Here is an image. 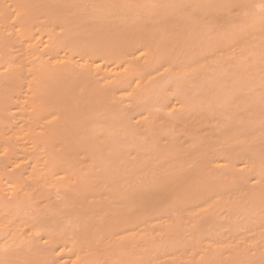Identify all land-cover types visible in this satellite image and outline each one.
Here are the masks:
<instances>
[{"label": "bare ground", "instance_id": "obj_1", "mask_svg": "<svg viewBox=\"0 0 264 264\" xmlns=\"http://www.w3.org/2000/svg\"><path fill=\"white\" fill-rule=\"evenodd\" d=\"M97 1H99V2H97ZM261 1H264V0H261ZM254 3H255V0H104L102 2H101V0H0V137H2L1 135L3 134L5 129L7 128L8 123L12 120L11 119L12 116H16L19 113H21V114L23 113V116H24V117H20V118H24V119L25 118H32V119H34V123H33L34 125L37 124L41 120L40 118H51L49 123H47V124H49V127L47 126L48 128L45 130L44 134L40 133L41 131L39 132L42 136L44 135L43 140H41L42 137H40V135H38V133L36 131L37 136H39L40 139L36 138V141H35V137H34V141L37 142V145H38L39 141H37V140H41L43 143V141L47 139L46 143L47 142L49 143V141H50L49 139L54 135L61 138L60 142L62 144H59V142L57 144L59 146L60 145L64 146V147L62 146L60 149L63 148L62 151H64L65 156L63 155V152L59 153L58 156L60 154H62V156H64L63 158H65V160L62 158V160L64 162H62V160H60V161L58 160V161L62 162V163L69 161L70 163L68 162V166L73 164L72 168L74 167V169L71 170V166H70V168L67 166L68 167V168L66 167L67 170L65 168L66 172H64V171H62V172L66 173L68 176L74 175L75 178H74L73 182L75 183L78 181V183H76L74 185H77V187L79 185L78 188L81 189V191L78 192L77 194H75V193L71 194V190L73 189V188L71 189V187H73V186H71L70 191L69 190L68 191H69V194L72 195L73 197L68 196L67 198L64 197L65 195L67 196V194H68L67 190L65 189L66 194L62 193L64 195L62 197L66 198V199L62 200L65 202V205L64 206L62 205L63 206L62 208L61 207L56 208V206H57L56 204L54 205L55 206L54 209L52 207L53 205H50L51 207L49 206V208H48V205L50 204L49 202H51L48 200L49 204H47V202H46V206H47L46 209H44L42 211L41 208H44V207L37 208V211H35V213L32 212L31 217H30V215H28L29 216V218H28L29 222H31V220H33L31 223H32V225L34 223V225L32 226V229H34L33 232L37 231V233L34 234V235H36L35 237H33V239L36 238L34 240H32V238L29 240V237H31V236H29L31 234H29L27 237V239L29 241H27V239L25 238L27 235H24L25 232L23 233L22 226L20 227V225H22V224H20L18 226L22 229L21 230L22 231V239L20 238L21 236L17 237L19 239V241L20 240H22V241H20V243H19L15 239L13 240L15 235H17V234L21 235V232L18 233L16 228H15V231H17V232L13 231L14 229L13 230L9 229L11 226L10 223L8 224L9 228L7 227L6 224H4V226H6L9 231L7 229H5V231L7 230L6 232H4L6 234L4 235V233H3V237H1V238H4V236L8 235L9 232H10V234L12 232V235L14 237L13 236L11 237L10 235H8V236L11 237L10 240H13L14 242H18L19 246L17 245V247L20 248L21 246H23L24 248L23 247H21V248L25 249L26 246H24V244L26 245L27 243H29L30 247L26 248V250L29 249L30 252L33 251V253H31V255H30V252L27 251L28 254L26 255L27 256V258H26V256H24L25 253H23L21 250H19V251L15 250L16 251V253H15L14 250L12 251V249H10L11 251H10V253H7V255L10 256L14 253H15V255H12L10 257L6 256V257L11 259L10 261H12L11 262L12 264H15L14 262H16L17 259H20V263L23 261V264L25 261L29 262V264H130L132 252L127 250V245H129L130 243L131 244L133 243L132 238L134 237L133 235H135L136 233L133 235L125 236V237L124 236L120 237L118 235L119 238H115V237H113V235L118 234L119 232L122 233L123 231H126V230L128 231V229L136 230V228L138 227L136 223H138V222L139 223L145 222V224H146L147 222H150V221L152 222L153 220H156L158 218H163L165 216H169L168 218L172 219V216H174V218H173L174 220H171L170 222L168 220L169 224H168V222H167V225L165 224V226L168 227V230H167L168 233L167 232H166L167 234L165 233V237H167L166 240L169 239V241L175 240L182 233V230H181V228H179L180 227L179 224H178L179 226L177 225L178 227H176V225H175L176 220H177V219L175 220V218L177 216H176V213H174V212L176 210L178 212V210L181 207H184V206H187L190 204L193 205L192 203H195V202H196L195 204H197V202H201V205L202 204L206 205L205 209L207 212H206L205 217H207L208 220H206L207 223H204V225L207 227V229H205L206 227L203 229L208 230V227L210 226V224L214 220V215L212 216V213L216 214L215 212L219 206V199L220 198L218 199V201H216V199L218 198L217 194L218 193L221 194L222 190H225V188L227 186H231L230 182L228 184L227 179H229L232 175L235 178L237 177L236 178L237 180L234 177H231V178H234L236 180V181H234V179L229 180V181H232L231 182L232 184L233 183L237 184L236 182H242L240 184L244 185V180H243L244 179L243 177L245 176L244 174L246 172H249L252 174V179L255 181L254 185H257L258 187L257 186L256 187L258 189H259V187L264 188V170H263L264 168L261 169L262 166H258L259 164L257 165L254 162L255 160L252 159V157H249V156L247 157L246 154H247L248 150H246V154L244 152L245 150L243 151L246 156H243L242 155L243 153L240 154L239 151L229 152L228 149L230 147L229 148L226 147L227 149H223V151H221V153L215 152L216 155H211V154L208 155L207 154L205 156L202 154L205 158L203 157L204 158L203 159L202 157H200L199 159H201V161H203V164L206 162L205 163L206 165L189 166V168H188V166H186V163L182 164L183 161H182V159L179 160V158H181V157H178L179 156L178 154H177L175 160L173 161L175 153L179 152V150H181L182 147L179 148L180 145L176 146L174 144V142H173L174 137L172 139L173 133L162 135L161 131L158 132V130H157V132L160 133V135H159L158 133L154 132L155 130L153 128V125L155 122H157V123L159 122L161 124L166 122L167 125H171V123H177V122L178 123H181V122L184 123L186 118H184L182 115H180V110H182L183 108H185V109L189 108L191 106L190 100H192V99L194 100V98H192V99L190 98V100L186 99L185 93L178 90L179 85L177 86L176 85L177 83L175 85H173L172 88L169 87V89H171V91H170L171 93L170 92L167 93L166 92L168 90L167 86H169V83H171V82L173 83V81H174V80L170 81L169 75H168V78L166 77L167 80H169V81H165L166 80V78H165L164 79L165 82L160 83L161 84V86H160L158 84L159 82H157V81H159V80L163 81V80H161L163 78L159 77V79H158L157 76L156 77L152 76V73L143 72L145 70L143 68L140 69L139 67H136L137 64L134 63V61L136 62V60H137L135 57H137V58L142 57L143 54H145V56L147 58H144V60L146 62L148 61L146 63L147 64L146 68L148 69V67H151V63H153L154 60L156 62L157 58L160 59L159 56H157L159 47H156V45L154 47V46L150 45L148 42L149 39H151L152 37L149 38V36H151V34L148 35L147 33L144 32V31H146L145 30L146 27H149V30L152 28L156 29V31H154L153 35H156L157 40H158V44H161V43H163L162 40L166 39L169 36V33L173 34L172 26H174V24H172V26H171V21H173L172 20L173 15H175L176 18L178 17L179 18L178 21H180V24H182V27L179 25L181 27L180 31L178 30V32L176 31V33L174 31V33H175L174 34L175 35L174 41L177 43L174 42V45H173L174 47H172L173 52L176 55H178L177 52L174 51V49L176 48L177 51H180V49L181 50L183 49L184 52L183 51L182 52L184 54L182 53V55H181L182 58L185 55L184 58L190 57V59H191L192 57L190 56L189 53H191V51L194 50L195 44L197 43L199 36L201 35V38H202V33H205L207 30H209L212 27L211 23H213V21L212 22L210 21L211 22L210 23L209 19L207 20V17H208L207 13L210 14L211 12H214V11H216V13L221 12V14L219 13L221 15V17L219 16V18H222L223 20H225V22H229V18H230V21H232L231 17L233 15L235 16V12L237 13V16L239 15V19L240 18L242 19V17H244L243 13L245 15V11L252 14V11L254 8V7L252 8V6L254 5ZM188 8H190V11H191V9L193 10V12L192 11L188 12L189 14L191 13L192 15H189L187 13ZM195 8H197V9H195ZM251 8H252V10H251ZM194 10H197V12ZM233 11H235L234 14H233ZM254 12L256 14L257 10ZM216 13H214V15ZM241 13H242V15H241ZM40 14H42V15H40ZM234 16L232 18H234ZM252 16H253V14H252ZM175 17H174V19H176ZM236 21H239V20H236ZM173 22L175 23V21H173ZM225 22H223V23H225ZM220 25H223V24L220 23ZM242 25H241V27H242ZM261 25L264 27V25L262 23H261ZM176 26H177V24H176ZM224 27H222V28H224ZM179 28H177V29H179ZM214 28H216V26ZM214 28H212V30ZM83 29L85 31L91 33V34L94 33L95 30H98L95 33L100 32L101 35H100V37H98L96 35L98 37V39H95L96 41L94 40V38L88 36L85 43L81 44L79 42L78 38L80 36V33L83 31ZM152 30H154V29H152ZM173 30H174V28H173ZM219 32H222V31H219ZM210 34H207V36L210 35L209 37H211L213 34L214 35L213 37H215V38H213V40H215V39L221 40L220 37L222 38V36H223L222 33H221L222 35L219 33L221 36L218 34L219 35V37H218L219 39H218L215 35L216 31H215V34L212 33V31L210 32ZM203 36H205V35H203ZM226 37H227V35H226ZM209 39H211V38H209ZM217 42H219V41H217ZM229 42L231 43V41H229ZM165 43H166V40H165ZM165 43L162 44V47L165 45ZM209 45H210V43H209ZM202 47H200V48H202ZM231 47H232V45H231ZM178 48H180V49H178ZM204 51H205V49H204ZM167 52L173 54V52H170V51H167ZM165 53H163V54L165 55ZM212 53H213V51H212ZM179 54H181V52ZM192 55H193V53H192ZM156 56H157V58H156ZM160 57L161 58L163 57L162 60L166 59V56L162 55ZM176 57L177 56H175V59H176ZM178 57H180V55H178ZM172 58L174 60L173 62H175L174 57H172ZM167 59L169 61L170 58H167ZM176 61H177V59H176ZM181 61H184V60H181ZM168 65L170 66L169 62H168ZM153 66H154V63H153ZM153 66H152V68H153ZM4 69H6V70H4ZM142 69H143V71H142ZM168 70L169 69H167L165 71L164 75L170 71V70L169 71ZM159 73L157 74L158 76H159ZM171 73H173V72H171ZM190 74H192V73H190ZM164 75H162V76H164ZM24 76L29 78L28 82L26 83L28 85L27 100H23V101H25V103L23 101H20V103L22 105H23V103L25 104V106L23 105V108L27 107L26 109H28V111L27 110H25V111H27L28 115L24 114V112L21 111V108H20V110H14V103L20 99V96H18V95L20 93L19 91L22 88L21 86L23 85L24 82L27 81V80L25 81L26 77H24ZM186 76H187V74H186ZM172 77H175V76L171 75V78ZM175 81H177V80H175ZM241 81H242V79H241ZM166 82H168V83H166ZM164 83H166L167 85ZM190 83H193V82L191 81ZM162 85H163V87H162ZM14 86H16V88H14ZM164 87H166V88L164 89ZM205 87H207V86H205ZM206 90L208 91V89H206ZM209 90H210V88H209ZM232 90L234 91V88ZM205 91H203V93ZM123 93H126V94L128 93V94L126 96H124V95H122ZM231 93L229 95H232ZM20 94H22V93H20ZM209 94L207 93V95H206V93H205L204 95L208 96ZM224 95L227 96V94H224ZM220 96H222V95H220ZM230 97H233V96H230ZM234 97H236V95ZM220 98H219V100H220ZM21 99H22V97H21ZM226 99H227V97H226ZM193 100H192V103H193ZM124 101L129 102L130 105H127L126 103L124 105L122 103ZM230 101H231V99H230ZM198 102H200V100L197 101L196 103H198ZM196 103L194 101V104H196ZM223 103H224V101H223ZM192 107H194V105ZM200 107H198V108H200ZM228 107H230V106H228ZM206 108L207 107H205V109ZM131 109H132V111L136 110V112L138 114V119H139L138 122L139 123L143 124V122H146L147 131L146 130L145 131L147 132V134L151 130L154 132V133L150 132L151 133L150 135H151V137H153V139H151L149 137L151 139L149 142V144H151V146L148 147V150H146V151L150 152L152 150L151 151L152 154L154 152V154L160 153V155H162L161 153L164 152L163 156L165 155V153L167 156V154H169L170 151H174V152H170V153H173V155H174L172 158H170L171 155H169V158L171 160H167L170 163H168L169 165L166 164L167 166H169V168L166 169L167 172L165 171L166 174L164 173L163 175H160L159 176L160 178H158L157 180H156V178H155V180L153 179V177H154V175H153V177H151L152 179L151 178L149 179V180H151V184H148L150 181L145 177L146 175H144V177L148 180V181H146L147 183L144 181L141 183V179L139 180L138 178L140 177V178L144 179V177L141 175H143V173H145V172L147 174L148 172L146 170H148V169L150 170V167L153 170L156 169L155 167L157 165L155 167L154 166L152 167V164L150 165V163H152V161H154L155 158H152L150 156L151 159L149 158L150 162L147 161L148 166L145 167V169H144L145 172H144V170H142L144 167L143 168L142 167L140 168V166H138L139 168L136 167V165L140 164L139 161H142V160H139L138 161L139 163L136 160L137 164H135V165L132 164L131 169L134 166L136 167V168L134 167L133 168L134 170L132 169V171L128 167L130 165L128 163V160L126 163L125 156H127L126 155L127 151L129 149H133L134 145H139V146L141 145V143L140 144L137 143V144L132 145L133 143L137 142L136 140L139 139V135L142 132L140 130H139V132L138 131L136 132L135 131L136 128L134 129L133 127L132 128L129 127V126H131L129 124L130 118H127L126 114L128 116L129 111ZM157 109L158 110L160 109V110L158 111ZM194 109H197V108H193L191 110H194ZM161 110H163V111H161ZM263 110H264V106H263ZM207 111L208 110H206V112ZM208 112H210V110ZM160 113H162V114L164 113V114L160 115ZM263 113L264 112H262V114ZM184 114L187 115L186 113H184ZM213 114H215L214 111H213ZM164 115H167V116L169 115V118H170V115H178V116H175V117L173 116V117H171L172 119H170V120L165 116L167 121H168L167 122L165 120L159 119L161 117H164ZM207 115H209V114L207 113ZM213 117L215 118V116H213ZM231 117L228 120L231 121ZM156 118H157V120H155ZM32 119L31 120L28 119V121H32ZM13 120H14V117H13ZM37 120H39V121L37 122ZM43 120H45V119H43ZM233 120H235V119H233ZM247 120H248V118H247ZM206 121H207L206 119H203L201 121L202 124H200V122H199L200 126H205ZM24 122H26V121H24ZM232 122H234V121H232ZM239 122H241V121L239 120ZM243 122H245V121H243ZM249 122L250 121H248V123ZM126 123H128L129 126ZM234 123L237 124L236 121ZM251 123H252V121H251ZM240 124L241 123H239V125ZM37 125H39L40 128L43 127V125L41 126V124H39V123ZM157 125L155 128L158 129ZM227 125H226V127H227ZM220 126H223V125H220ZM220 126L217 127L218 129L215 128L219 134L222 133ZM232 126H233V128H235L234 125H232ZM45 127H46V125H45ZM171 127H173V125H171ZM226 127H225V129H226ZM229 127H231V125ZM126 128H127V130H126ZM132 129L134 130V133H133ZM237 129H238V127H237ZM30 130L33 131L31 128H30ZM30 130H28V132ZM185 130H187L189 132V134H191V137H193L192 134H196V132H197L196 127H193V128L185 127ZM223 130H224V128H223ZM6 131H8V130H6ZM34 131H33L32 135L35 136L36 134H34L35 133ZM172 131H173V129H172ZM233 131L234 130H232V132ZM175 132H176V130H175ZM232 132H231V134H232ZM31 133L29 134L28 137L32 136ZM105 134H107V135H105ZM129 134H131V135L129 136ZM134 134L136 136H133ZM147 134H145V135H147ZM157 134L159 135V137H161V135H162V137L163 136L167 137L168 135L171 137V139H169V140H168V138H170V137L169 136L167 137V140H168V141H166L167 144L165 142L162 143L163 140L161 138H159V137L156 138V140L159 139V142L162 140V142H160V143H162L161 146H163V147H161L159 145L160 143L158 142L159 143L158 145L161 147V148L160 147L159 148L162 149V151L165 150L166 148L168 149V147L169 148L171 147L170 149H168L170 151L165 150L166 152L165 151L161 152V151H159V148L155 147L157 145H154V148H153V145L151 142H153V143L155 142L152 140L155 139L154 137L158 136ZM256 134H258V133H256ZM260 134L261 133H259L258 135H260ZM108 136H110V138ZM175 136L178 138L177 135H175ZM187 136H185V137H187ZM239 136H240V134H239ZM105 137H107V138H105ZM129 137L131 138V140L134 138L136 142L134 141V139H133V141H131ZM135 137H137V139ZM223 138H225V137L223 136ZM53 139L54 138L52 137L51 141H53ZM56 139L58 140V138H56ZM55 140H54V142H55ZM259 140H261V139L259 138ZM169 141H171L173 143L171 144V142L169 143ZM174 141H176V139ZM194 141L196 143V139ZM256 141L258 142V140H256ZM139 142H141V139ZM143 142H144V140H143ZM262 142H263V139L261 140V143H260L261 146H262V144L264 145V143H262ZM177 143L180 144L179 142H177ZM144 144H145V142H144ZM155 144H156V142H155ZM164 144H166V145H164ZM168 144L169 145L171 144V145L169 146ZM50 145L51 144L49 143V146ZM56 145H53V146H56ZM42 146H44V145H42ZM130 146H132V147H130ZM139 146H138V148L142 147V146H140V147ZM247 146H248V144H247ZM256 146H257V144H256ZM261 146H259V147H261ZM195 147L196 146H194V148ZM53 148H49V150L48 149L46 150V148H45V150L47 152L45 151L46 157H45L44 162H43L46 166L48 165L46 168V174L45 175L51 176L52 179L55 178V177H53V175L58 174L56 171L57 168H55V166L52 163L53 158H54L53 156L57 150L55 148H54L55 150H53ZM64 148H65V150H64ZM134 149H137V148L134 147ZM145 149H143V151ZM153 149H154V151H153ZM230 149H233V148H230ZM246 149H248V148L246 147ZM258 149H256V151ZM4 150H5V152H4ZM156 150L158 152H156ZM259 150L264 151L262 149H259ZM12 151H14L13 148L11 149V148L6 147V146L3 147V152L5 153V156L8 159V161L9 160L11 161V158L15 156ZM192 151H194V150H192ZM192 151H191V153L193 154ZM215 151H218V150L216 149ZM129 152H128V154H133V152H131V153H129ZM141 152H142V150H141ZM1 153H2V151H1ZM143 153L144 154H150L148 152L147 153L143 152ZM201 153H202V151H201ZM204 153H205V151H204ZM80 154L87 155L86 157H89V159H91L92 162L93 161L96 162V164H98V165H95V166H98L100 170L96 171L95 174L91 173L92 174L91 175L89 173V175H87V176L85 175V177H87V178L82 177L83 174L81 175V173L78 172V170L75 169V167L77 166L80 170L82 168L81 166H83L81 164H85V162H88V161L84 162V160L80 159V157L78 158V155H80ZM135 154H136V152H135ZM152 154H150V155H152ZM154 154H153V157L155 156ZM195 154H197V153H195ZM261 154H264V153H261ZM156 155L158 156V154H156ZM138 156H140V155H138ZM142 156H144V155H142ZM157 156H155V157H157ZM180 156H182V155H180ZM37 157L39 158L38 155H37ZM188 157L189 156H187V158ZM261 157L262 156H260V158ZM124 158H125V160H124ZM127 158H129V157H127ZM187 158H185L186 159L185 161L188 162ZM83 159H85V158H83ZM132 159H133V157H132ZM140 159H143V161L145 160L144 157H142V158L140 157ZM189 159H192V158L189 157ZM199 159L197 160V162L200 161ZM16 160L17 159H15V161L12 160L13 162H11V163H15V162L18 163V160L17 161ZM21 160H23V159H21ZM162 160H163V158H162ZM55 161H57V160H55ZM75 161H77V162H75ZM133 161H135V160H133ZM143 161L141 163H144ZM176 161H178V162L180 161V163H178ZM192 161H190V162L192 163ZM261 161H262V159H261ZM197 162H195V165L197 164ZM124 163H125V166H124ZM130 163H132V162H130ZM155 163L158 164L159 162H156V160H155L154 164ZM193 163H194V161H193ZM200 163H198V164H200ZM160 164H162V162H160ZM187 164H189V162ZM11 165H13V164H11ZM58 165H60V164H58ZM66 165L67 164L65 163V165H62V167L63 166L65 167ZM163 165H164V162H163ZM166 165H164V166H166ZM191 165H194V164H191ZM18 166H19V163L14 168L11 167L12 171L15 172V170L16 171H17V169L19 170ZM86 166H88V165H85V167ZM7 167H9V166H6L5 169H7ZM159 167L160 166H158V169H159ZM126 168H128L130 171H128ZM162 168H164V167H162ZM41 169L43 170L44 168H41ZM42 170H40V171H42ZM69 170L71 172H69ZM72 171L73 172L76 171L75 172L76 174H77V172L80 173L81 177L79 176V174L75 175V173H72ZM19 173H20V170H19ZM128 173H130V174L127 175ZM20 174H19V176H20ZM22 174H23V172H22ZM62 174H60V175H62ZM23 175H25V174H23ZM31 175L28 176V179L26 178L27 181L31 180V179H29V177H31ZM60 175H57V176L59 177ZM19 176H16L17 177L16 179H18V180L23 179L22 176H20V177ZM57 176H56V178H57ZM68 176H66V177H68ZM147 176H149V175H147ZM2 178H1V180H2ZM77 178H78V180H77ZM83 178H84V180L86 179L85 182H84V180H82ZM24 179H25V177H24ZM33 179H34V181L35 180L36 181L42 180V179H44V175H42V176L38 175L36 178H33ZM66 179L64 178V181H63L64 183L67 182L68 180L72 179V178L68 177ZM55 180H57V179H55ZM152 180L154 183H152ZM20 182H21V180H19V181L16 180L14 182L15 185L12 187L13 190L16 191L14 194L12 193L13 195H15L16 198L11 196L12 194H11V192H9L10 190H8V188H7L8 193L11 194V195L10 194L9 195L12 198H10L8 193H6L7 191L4 190L5 191V193H4V191H3L4 187L1 188V190H0L1 191V194H0L1 195L0 196V212L5 213V211L8 212L11 209H12L11 211H14V210H16V209H13L14 207L19 208V211H27L26 210L27 208H28V210H30L29 209L30 206L27 203L29 200H27V197H26V193L28 194V192L24 191L25 190L24 188H26V186H23L24 187L23 188L20 185ZM57 182H58V180H57ZM70 182L68 185H71ZM83 182H84V184H83V186H81V184ZM29 183H30V181H29ZM54 183H56V182H54ZM130 184H131V186H129ZM144 184H146V185H144ZM36 185H37V183H36ZM54 186H56V185H54ZM57 186H58V184H57ZM60 186H61V184H60ZM65 186H67V185H65ZM0 187H1V185H0ZM40 187H41V185H40ZM41 188H40V190H41ZM54 188H53V190H54ZM9 189H10V187H9ZM43 191H45V190H43ZM34 193H36V192H34ZM242 193H243V191L241 193H239V195L236 193L235 194L238 195V198L244 197V196L246 197V195H248L247 193L245 194V192H244V194H242ZM40 194L38 193L37 195H40ZM74 195H76V196H74ZM249 195L255 201H257V200L263 201V199H264V196H263L261 191L253 192ZM25 197H26V199L24 200ZM214 198H216V199H214ZM222 198H224V197H222ZM11 199H13V200H11ZM31 199H33V198L31 197ZM26 200H27V202H26ZM239 200H240V198H239ZM21 201H24L25 204H27L29 207L27 205H24L25 206L24 207L23 206L24 202L21 203ZM32 201H30V202H32ZM240 201H242V200H240ZM66 202H68V203H66ZM227 202H229V200ZM61 203L63 204V202H61ZM234 203H235V201H234ZM21 204L25 208V210L23 207H22L23 209L20 207ZM252 204H251V206H252ZM42 205L43 204L41 203L40 206H42ZM228 205L231 206L232 204L228 203ZM239 206H241V205H239ZM253 207H256V206L253 205ZM258 207H259V205H258ZM1 209H2V211H1ZM33 209H35V208H33ZM33 209H31V210L34 211ZM39 209H41L40 210L41 213L38 212ZM47 209L51 212L49 213V211ZM58 209L59 210L64 209V210L60 213ZM220 209H218V210H220ZM3 210H5V211H3ZM53 210H54V212L52 213ZM56 210H58L59 213H55ZM218 210H217V212H218ZM241 210H243V209H241ZM249 210H250V208H249ZM11 211H9V212H11ZM45 211H47V212L44 213ZM37 212H38V214H36ZM179 212H180V210H179ZM17 213H18V211H17ZM47 213H49V214H47ZM172 213H174V214H172ZM234 214H236V213H234ZM9 215H10V213H9ZM36 215H37V217H35ZM186 215H187V213H186ZM33 216L35 218H33ZM177 218H180V217H177ZM234 218H235V216H234ZM234 218H232V219H234ZM35 219H36V221H34ZM181 220H183V219H181ZM201 220H204V218ZM25 221H26V223H28L27 219ZM25 221H23L24 222L23 223L24 229L28 225H30L29 226V229H30L31 224L28 223L25 226ZM250 221H251V219H250ZM9 222H11V220ZM12 222L14 223V221H12ZM35 222H36V224H35ZM151 222H150V224H151ZM171 222H174V225L171 224ZM178 222H180V221H178ZM181 223H182V221H181ZM191 223H193V222H191ZM217 223L219 224V222H217ZM16 224H19V221ZM150 224L147 223L145 225V227L147 225L150 227ZM139 225H141V224H139ZM197 225H199V224H197ZM197 225L195 227L193 226L194 228L191 226L193 229H190V230H194V229L196 230V228L199 229L200 226L197 227ZM235 225H237V224L235 223ZM240 225H242V223ZM247 225H250V223ZM155 226H156L155 224L152 225L153 229L155 228ZM181 227H182V225H181ZM160 228H161V226H160ZM201 228L202 227H200V229ZM210 228H211V226H210ZM1 229H2V227H1ZM203 229L201 230V232L202 233L206 232V231L203 232ZM141 230H142V228H141ZM144 230H146V232H147V233L145 232V234H149V235L152 234L149 232H153L151 230L149 231V229L147 230V228H144ZM144 230H142V231H144ZM155 230H156V228H155ZM38 232L41 235H39ZM1 234H0V236H1ZM145 234H143L144 236L143 235L141 236V237H144L143 238L144 241H145V237H147V236L149 237V239L150 238L152 239L151 236L145 235ZM23 235H24V237H23ZM118 236H116V237H118ZM200 236H201V234H200ZM148 237L146 238L147 241L149 240ZM136 238H137V236H136ZM25 239H26V242L24 241ZM37 239H38V241H40V240L41 241H40V243H35V244H40V246L35 245V244L32 245L35 242V240H36V242H38ZM134 239H135V237H134ZM5 240H7V239H5ZM13 241H12V243H13ZM150 241L151 240H149V242ZM178 241H181V240H178ZM21 242L23 244H21ZM194 242H196V241H194ZM174 243H175V241H174ZM144 244H146V243L144 242ZM195 244H197V242ZM12 245L14 246L15 244H12ZM150 245H152V248H154V249H157L158 247L161 248V242H158V243L154 242L153 244H150ZM176 245H177V240H176ZM8 246H9V244H7V247ZM31 246L33 248H31ZM35 246L36 247L38 246L40 249L39 248L37 249ZM34 247L37 250H35V251L31 250V249H34ZM169 247H170V245H169ZM14 248H15V246H14ZM85 248H86V250H84ZM145 248H146V246H145ZM15 249H18V248H15ZM42 249L43 250L45 249L44 252H42L43 251ZM137 249H140V248H137ZM26 250H24V252H26ZM150 250H152V249H150ZM147 251H149V250H147ZM239 251L241 252V250H239ZM56 252H58L59 254L61 253V255H62V253H65V254H68V256L66 259H64V261L60 262L63 259L59 260L61 257L56 258V254H57ZM138 252H140V250ZM141 252H143V250H141ZM213 252L214 251H212V253ZM135 253H137V252H135ZM212 253H211V255H209V253H206L207 255L204 254L203 256H200L199 262L197 261L196 264H223V262L227 260V259L224 261L222 260L223 261L222 263H218L220 260L217 259L219 261L215 262L213 260L214 259L213 255L216 254V252L213 253V255H212ZM1 254H0V257H1ZM4 254L5 253H3V257H5V255H6V254L5 255ZM32 254H34L35 256ZM192 254H191L192 257L190 256L191 257L190 261H189V259H188V261L191 264H195L193 262L194 257ZM237 254H239V253H237ZM259 255H260V253H259ZM57 256H58V254H57ZM233 256H235V255H233ZM239 256H241V255H239ZM249 256L250 255L248 254V256L246 255L245 257H249ZM255 256L258 257L257 254ZM6 257H5V259L7 260ZM134 257H136V255ZM216 257H217V255H216ZM261 257H264V256L262 255V256H260V258ZM21 258H23V259L26 258V260L21 261ZM187 258L185 259V262H186ZM12 259H14V260H12ZM249 259H251V258H249ZM174 260H175V258H174ZM237 260H239V259H237ZM255 260H258V259L255 258ZM133 262H135V261H133ZM233 262H236V260ZM237 262H239V261H237ZM260 262L262 263L261 260H260ZM8 263L10 264L9 261H8ZM16 263H19V262H16ZM187 263H185V264H187ZM240 263H245V262H240ZM224 264H227V262L226 263L224 262Z\"/></svg>", "mask_w": 264, "mask_h": 264}, {"label": "rangeland", "instance_id": "obj_2", "mask_svg": "<svg viewBox=\"0 0 264 264\" xmlns=\"http://www.w3.org/2000/svg\"><path fill=\"white\" fill-rule=\"evenodd\" d=\"M102 1H104V0H101V2ZM97 2H99V1H97ZM96 3V2H95ZM189 7V6H188ZM254 7V8H253ZM252 8H253V11H252V14H253V16H252V14L251 13H249V12H247V11H245V15H244V13H243V16L244 17H242V19L240 18L239 19V15L237 16V13L235 12V11H233V14H234V12H235V16H234V18H232L231 17V20L232 21H230V18H229V22H225V20H223L222 18H219V16L221 17V12H217L216 13V11H214V12H211L210 14H208L207 13V15H208V17H207V20L209 19V22L211 21H213V23H211L212 25V27L209 29V30H207L205 33H202V38H201V35L199 36V38H198V40H197V43L195 44V47H194V52L193 51H191V53H189L190 54V56L192 57L191 59H190V57H185L184 58V56H183V58H182V53L184 52V50L182 49H180V48H178V49H180V51H177L176 50V48L174 49V51H176L177 52V54L178 55H180V57H178V55H176L174 52H173V48L172 47H174L173 45H174V40H175V33H176V31L178 32V30L180 31V29H181V27H182V24H180V21H178L179 20V18L177 17H175V15H173V18H172V20L173 21H175V23L173 22V21H171V26H172V24H174V26H172V32H173V34H171V33H169V36L166 38V39H164V40H162L163 41V43H165V40H166V43H165V45L162 47V44L163 43H161V44H158V40H157V37H156V35H153V33H154V31H156V29L155 28H152V29H154V30H152V29H150L149 30V27H146L145 28V30L146 31H144L145 33H147L148 35H150L151 34V36H149V38L150 37H152L151 39H149V44L150 45H152V46H154L155 47V45H156V47H159V50H158V54H157V56H159V58L160 59H158L157 58V56H156V62H155V60L153 61V63H154V66H153V63H151V67H148V69L146 68L147 67V62L144 60V58H147L146 56H145V54H143V56L142 57H135L137 60H136V62L134 61V63L135 64H137L136 65V67H139L140 69L141 68H143L145 71H143V69H142V71L143 72H146V73H152V76H154V77H156L157 76V78L159 79V77L160 78H163V79H161V80H163V81H157V82H159L158 84L161 86V84L160 83H162V82H165V81H169V80H167V78H168V75H169V79H170V81L172 80H174L173 81V83L171 82V83H169V86H167V88H168V90L166 91L167 93H169L170 91H171V89H169V87L170 88H172L173 87V85H175L176 83V85L178 86V90H180L181 92H183V93H185V95H186V99H188V100H190V98L192 99V98H194V100H193V103H192V100H190L191 102V106L189 107V108H187V109H185V108H183L182 110H180V115H182L184 118H186L185 119V121H184V123L183 122H181V123H171V125H173V127H171V125H167V123L165 122V123H157V122H155L154 123V125H153V128H154V132H156V133H158V132H160L161 131V133H162V135H166V134H172V139H173V137H174V140L176 139V141L177 142H179L180 144H178L176 141H174L173 140V142H174V144L176 145V146H178V145H180L179 146V148L180 147H182L181 148V150H179V152H176L175 153V156L173 155V153H170V152H174V151H170V150H168V149H170L169 147H168V149L166 148L165 150L166 151H170L169 152V154H167V156H166V153H165V155L163 156V154H164V152L163 151H165V150H163L162 151V149H160L161 147H163V146H161V144L162 143H166L167 144V142L166 141H168L169 139H171V137L170 138H168V140H167V137L165 136H163L162 137V135H161V137H159V135H160V133H158L157 135L158 136H156V137H154L155 139L154 140H152V141H155L156 142V144H155V142L153 143V142H151L152 143V145H153V148H154V145H157V146H155L156 148H159L160 146V148H159V151H161V152H163V153H161L162 155H160V153H156V154H158V156L156 155V154H154V152H153V154L155 155V156H157V157H153V154H152V150L149 152V151H146V150H148V147H150L151 146V144H149V142H150V140L151 139H153V137H151V133H154L152 130L147 134V124H146V122H143V124L142 123H139L138 122V114H137V112H136V110H133L132 111V109L129 111V114H128V116H127V114H126V117L127 118H130V122H129V124L131 125V126H129V124L128 123H126L129 127H133L134 129L136 128V132L138 131L139 132V130L142 132V133H140V135H139V139L138 140H136L135 141V139H134V141L136 142V143H133L132 145H134V144H137V143H141V145L140 146H142V147H140L139 145H134V147L135 148H137V149H134V147H133V149H129L128 151H127V153H126V155L127 156H125V158H126V163H127V160H128V163L130 164H128L129 166V169H131V166H132V164H137V162L139 161V160H142L143 161V159H140V157L142 158V157H144V159L146 160H144L143 162L144 163H141L142 161H139L140 162V164L139 165H136V167L137 168H139L138 166H140V168L142 167H144L142 170H144L145 169V167H147L148 166V162H150L149 160L151 159V157L152 158H155L154 159V161H152V163H150V165L152 164V167L154 166H156L155 168L156 169H152L151 167H150V170L148 169V170H146L148 173L146 174V172H145V170H144V172L145 173H143L142 171V173H143V175H141V176H143L144 177V175H146L145 177L149 180L151 177H153V175H154V177H153V179L155 180V178H156V180L158 179V178H160L159 176L160 175H163L164 173H165V171L167 172V170L166 169H168L169 168V166H167L166 164H168V163H170L169 161H167V160H171L170 158H172L173 156H174V158H173V161L175 160V158H176V156H177V154L179 155L178 157H181V158H179V160H181L182 159V164H184V163H186V166H188V168H189V166H197V165H206L205 163L203 164V161H201V159H199L200 157H204L203 155H216V153H221V151H223V149H227V148H233V149H228V151L229 152H234V151H239L240 152V154L241 153H243L242 155L243 156H246L247 155V157L249 156V157H252V159L253 160H255L254 162L258 165V166H262V168L261 169H263L264 168V154H261V153H264V151H261V150H259V149H262V150H264V145L262 144V146H261V140L263 139V142L262 143H264V113L262 114V112H264V110H263V106H264V27L261 25V23L264 25V1H259V0H255V3H254V5L252 6ZM252 8H251V10H252ZM187 9V8H186ZM195 9H197V8H195ZM255 9V10H254ZM263 9V10H262ZM250 10V9H249ZM250 10V11H251ZM257 10V12H256V14H255V12L254 11H256ZM190 11V8H188V11H187V13ZM191 11L193 12V10L191 9ZM190 11V12H191ZM194 11H196L197 12V10H194ZM232 11V10H231ZM230 11V12H231ZM262 11V12H261ZM214 13H216L215 15H214ZM189 14V13H188ZM194 14V13H193ZM247 14V15H246ZM40 15H42V14H40ZM189 15H192L191 13L189 14ZM214 15V16H213ZM231 15V14H230ZM241 15H242V13H241ZM212 16V17H211ZM249 16V17H248ZM174 17L176 18V19H174ZM248 17V18H247ZM254 17V18H253ZM259 17V18H258ZM263 17V18H262ZM214 18V19H213ZM250 18V19H249ZM216 19V20H215ZM220 19V20H219ZM219 20V21H218ZM228 20V19H227ZM236 20H239V21H236ZM259 20V21H258ZM178 21V22H177ZM261 21V22H260ZM223 22H225V23H223ZM249 22V23H248ZM218 23V24H217ZM220 23L221 24H223V25H220ZM176 24H177V26H176ZM217 24V25H216ZM226 24V25H225ZM243 24V25H242ZM249 24V25H248ZM181 27H180V26ZM216 26V28H214L215 26ZM220 25V26H219ZM241 25H242V27H241ZM251 25V26H250ZM214 26V27H213ZM218 26V27H217ZM225 26V27H224ZM232 26V27H231ZM237 26V27H236ZM261 26V27H260ZM180 27V28H179ZM222 27H224V28H222ZM74 28V27H73ZM148 28V29H147ZM173 28H174V30H173ZM177 28H179V29H177ZM212 28H214L213 30H212ZM218 28V29H217ZM217 29V30H216ZM225 30V31H224ZM84 31V32H83ZM83 31L80 33V36H79V38H78V40H79V42L81 43V44H83V43H85V41H86V39L88 38V36H90V37H92V38H94V40L95 39H98V37H100V35H101V33L100 32H97V33H95L96 31H98V30H95L94 31V33H89V32H87V31H85L84 29H83ZM174 31H175V33H174ZM212 31V33H214L215 34V31H216V37L218 38L219 37V35L222 33L223 34V36H222V38L220 37V39L221 40H213V38H215V37H213L214 35L212 34V36L211 37H209L211 34H210V32ZM219 31H222V32H219ZM220 33V34H219ZM232 33V34H231ZM263 33V34H262ZM207 34H210V35H208L207 36ZM219 34V35H218ZM221 34V35H222ZM98 37H97V36ZM153 35V36H152ZM203 35H205V36H203ZM218 35V36H217ZM220 35V36H221ZM226 35H227V37H226ZM263 35V36H262ZM206 37V38H205ZM209 38H211V39H209ZM173 39V40H172ZM219 39V38H218ZM229 39V40H228ZM209 40V41H208ZM228 40V41H227ZM258 40V41H257ZM96 41V40H95ZM151 41V42H150ZM217 41H219V42H217ZM229 41H231V43L229 42ZM199 42V43H198ZM225 42V43H224ZM175 43H177V42H175ZM209 43H210V45H209ZM218 43V44H217ZM224 43V44H223ZM202 44V45H201ZM231 45H232V47H231ZM203 46V47H202ZM166 47V48H165ZM177 47V46H176ZM200 47H202V48H200ZM231 47V48H230ZM212 48V49H211ZM204 49H205V51H204ZM254 50V51H253ZM257 50V51H256ZM260 50V51H259ZM167 51H170V52H173V54L172 53H168ZM183 51V52H182ZM212 51H213V53H212ZM216 51V52H215ZM166 52V53H165ZM181 52V54H179ZM201 52V53H200ZM163 53H165V55L163 54ZM187 53V52H186ZM192 53H193V55H192ZM205 53V54H204ZM184 54V53H183ZM166 56V59L165 60H162L163 59V57L161 58L160 56ZM187 55V54H186ZM201 55V56H200ZM141 56V55H140ZM175 56H177L176 57V59H177V61H176V59H175ZM188 56V55H187ZM196 56V57H195ZM172 57H174V59H175V62H173L174 60H173V58ZM167 58H170L169 59V61H168V59ZM189 59V60H188ZM158 60V61H157ZM181 60H184V61H181ZM186 60V61H185ZM141 61V62H140ZM254 61V62H253ZM163 62V63H162ZM165 62V63H164ZM168 62L170 63V66L168 65ZM174 64H172V63ZM145 63V64H144ZM157 63V64H156ZM160 64V65H159ZM159 65V66H158ZM173 65V66H172ZM145 66V67H144ZM152 66H153V68H152ZM176 67V68H175ZM175 68V69H174ZM164 69V70H163ZM167 69H169L168 71V73L167 74H165L164 75V73H165V71L167 70ZM226 69V70H225ZM4 70H6V69H4ZM162 70V71H161ZM192 72H191V71ZM180 71V72H179ZM160 72V73H159ZM162 72V73H161ZM171 72H173V73H171ZM159 73V76L157 75ZM190 73H192V74H190ZM186 74H187V76H186ZM197 74V75H196ZM162 75H164V76H162ZM171 75H173V76H175V77H172L171 78ZM179 76V77H178ZM227 76V77H226ZM24 77H26V76H24ZM167 77V78H166ZM196 77V78H195ZM156 78V79H157ZM166 78V80L164 81V79ZM194 78V79H193ZM28 79L29 78H25V81L26 82H24L23 83V85L21 86L22 88H21V90L19 91L20 93H22V94H20L19 93V95L18 96H20V99L18 100V101H16L15 103H14V110H20V108H21V111L22 112H24V114H26V115H28V113H27V111H28V109H26L27 107H24L23 108V105L25 106V101H23V100H27V88H28V85L26 84L27 82H28ZM180 79V80H179ZM241 79H242V81H241ZM175 80H177V81H175ZM237 80V81H236ZM179 81V82H178ZM193 82V83H190V82ZM234 81V82H233ZM244 81V82H243ZM166 83H168V82H166ZM166 83H164V84H166ZM198 83V84H197ZM223 83V84H222ZM239 83V84H238ZM163 84V85H164ZM172 84V85H171ZM217 84V85H216ZM27 85V86H26ZM163 85H162V87H163ZM167 85V84H166ZM171 85V86H170ZM201 85V86H200ZM188 86V87H187ZM205 86H207V87H205ZM211 86V87H210ZM26 87V88H25ZM210 88V90H209V88ZM245 87V88H244ZM14 88H16V86H14ZM13 88V89H14ZM166 87H164V89H165ZM234 88V91L232 90ZM239 88V89H238ZM177 89V88H176ZM206 89H208V91L206 90ZM243 89V90H242ZM206 90V91H205ZM232 90V91H231ZM196 91V92H195ZM203 91H205L204 93H203ZM228 93H227V92ZM188 92V93H187ZM232 92V93H231ZM237 92V93H236ZM171 93V92H170ZM182 93V94H183ZM195 93V94H194ZM198 93V94H197ZM206 93V95H207V93L209 94L208 96H206V95H204ZM221 93V94H220ZM232 94V95H229V94ZM128 94V93H127ZM126 93H123L122 95H124V96H126L127 95ZM224 94H227V96L226 95H224ZM236 95V97H234L235 95ZM198 95V96H197ZM220 95H222V96H220ZM230 96H233V97H230ZM239 96V97H238ZM21 97H22V99H21ZM222 99H221V98ZM226 97H227V99H226ZM229 97V98H228ZM219 98H220V100H219ZM236 98V99H235ZM196 99V100H195ZM229 99V100H228ZM230 99H231V101H230ZM200 100V102H198V103H196L197 101H199ZM222 100V101H221ZM234 102H233V101ZM237 100V101H236ZM20 101H23L24 103H23V105L20 103ZM194 101H195V103L197 104H194ZM223 101H224V103H223ZM226 101V102H225ZM206 104H205V103ZM219 102V103H218ZM222 102V103H221ZM124 105H125V103L127 104V105H130L129 104V102H122ZM221 103V104H220ZM232 103V104H231ZM201 106H199V105ZM219 104V105H218ZM194 105V107H192ZM204 105V106H203ZM29 106V105H28ZM210 106V107H209ZM212 106V107H211ZM228 106H230V107H228ZM198 107H200V108H198ZM203 107V108H202ZM205 107H207L206 109H205ZM221 107V108H220ZM16 108V109H15ZM193 108H197V109H194V110H191V109H193ZM213 110H212V109ZM24 109V110H23ZM215 109V110H214ZM25 110H27V111H25ZM158 110V109H157ZM160 110V109H159ZM158 110V111H159ZM206 110H210V112H206ZM218 110V111H217ZM262 110V111H261ZM161 111H163V110H161ZM165 111V110H164ZM213 111H214V113L215 114H213ZM220 111V112H219ZM201 112V113H200ZM205 114H203V113ZM165 113V112H164ZM163 113V114H164ZM184 113H186L187 115H185ZM207 113L209 114V115H207ZM162 113H160V115H163ZM262 114V115H261ZM19 115V116H18ZM18 115H16V116H12V120L8 123V126H7V128L5 129V131L3 132V134L1 135L2 137H0V185H1V187H0V190H1V188H3L4 187V189H3V191L5 190V191H7L6 193H8V190H10L9 192H11V194L13 193H15L16 191H14L13 190V186L15 185V181L17 180V181H19V180H21V182H20V185L23 187V186H26V188H24L25 190V192H28V194L26 193V197H27V200H29L28 202H27V200H26V202L28 203V205L30 206H28L27 204H25V202L24 201H21V203H23V206L24 205H27L28 207H29V209L30 210H28V208L26 209L27 211H19V208H15L14 206V208L13 209H16V210H14V211H11V210H9V211H11V212H9L10 213V215H9V213L7 212V211H5V210H3V211H5V213H2V212H0V232L2 233H0L1 234V236H0V254H1V257H0V261L2 262H0V264H9L8 263V261L10 262V264H12L11 262L12 261H10L11 259H9V258H7V257H10V256H12V255H15V253H16V251L18 250H21L23 253H25L24 254V256H26L27 254H28V252L27 251H29L30 252V250L29 249H27L26 250V248H28V247H30V244L29 243H27L26 245L24 244V246H26L25 247V249H23L24 247L23 246H21V247H23V248H19V247H17V245H18V242L20 243V241H22V240H20L19 241V239L17 238L18 236L22 239V229H23V233L25 232V234L24 235H27L25 238L27 239V237H28V235L29 234H31V235H29V236H31V237H29V240L32 238V240H34V239H36V238H34L33 239V237H35L36 235H34V234H36L37 233V231H35V232H33L34 231V229H32V226L34 225V223H33V225H32V221L33 220H31V222H29V220H28V218H29V216L28 215H30V217H31V214H32V212H34L35 213V211H37V208H41V207H44V208H41L42 209V211L44 210V209H46V202H47V204H49L48 205V208H49V206L50 205H53L52 207H53V209L55 208V204L57 205L56 206V208H62L64 205H65V202L64 201H62V200H65L68 196H72V195H70L69 194V191H70V187L71 186H73V187H71V194L73 193H75V194H77L78 192H80L81 191V189H79L78 187H79V185H78V187H77V185H74V184H76V183H78V181L77 182H73L74 181V178H75V176L73 175V176H68L66 173H64V172H66L65 171V168L68 166V162L66 161L65 163L67 164L65 167L63 166L62 167V165H65V163H62V162H64L63 160H62V158L65 156V153H64V151H62V149H60L62 146L60 145H58L57 143L59 142V144H62L60 141V137H57V136H52L54 139H53V141H51V139H52V137L49 139L50 141H49V143L52 145H56V146H49V143L47 142L46 143V140H44L43 141V143H42V141L41 140H43V136L40 134V133H42V134H44V132H45V130L49 127V124H47V123H49V121H50V119L51 118H40L41 120V122L39 121V120H37V122L39 123V124H41V126L43 125V127L42 128H40L39 127V125H37V124H33L34 123V119H32V118H20V117H24L23 116V113L21 114V113H19ZM130 116V117H129ZM170 120V119H172L171 117H175V116H178V115H170V118H169V115L167 116V115H164V117H161V118H159V119H162V120H165V121H167V119H166V117ZM208 118H207V117ZM213 116H215V118L213 117ZM232 116V117H231ZM13 117H14V120H13ZM230 117H231V121L230 120H228V119H230ZM255 117V118H254ZM259 117V118H258ZM20 118V119H19ZM240 118V119H239ZM243 120H242V119ZM247 118H248V120H247ZM257 118V119H256ZM24 119V120H23ZM28 119L29 120H31L32 119V121H28ZM39 119V118H38ZM43 119H45V120H43ZM203 119H206L207 121H206V124H205V126H200V124H202L201 123V121L203 120ZM233 119H235V120H233ZM245 119V120H244ZM155 120H157V118L155 119ZM201 120V121H200ZM239 120L241 121V122H239ZM255 120V121H254ZM24 121H26V122H24ZM220 121V122H219ZM229 121V122H228ZM232 121H236V123L238 124H235L234 122H232ZM243 121H245V122H243ZM248 121H250L249 123H248ZM251 121H252V123H251ZM28 122V123H27ZM36 122V121H35ZM43 122V123H42ZM168 122V121H167ZM199 122H200V124H199ZM258 122V123H257ZM46 123V124H45ZM239 123H241L240 125H239ZM246 123V124H245ZM248 123V124H247ZM262 123V124H261ZM138 124V125H137ZM149 124V123H148ZM158 124V125H157ZM189 124V125H188ZM228 124V125H227ZM261 124V125H260ZM32 125V126H31ZM34 125V126H33ZM37 125V126H36ZM45 125H46V127H45ZM156 125L158 126V129L157 128H155L156 127ZM163 125V126H162ZM188 125V126H187ZM220 125H223V126H220ZM226 125H227V127H226ZM231 125V127H229ZM232 125H234V127L236 128H233V126ZM236 125V126H235ZM48 126V127H47ZM184 126V127H183ZM220 126V128H221V132L222 133H218V131H216V129L215 128H217V127H219ZM185 127H187V128H189V127H191V128H193V127H196V134H192L193 135V137H191V134H189V132L187 131V130H185ZM225 127H226V129H225ZM237 127H238V129H237ZM30 128L35 132L34 134H36L35 136L34 135H32L33 134V131H31L30 130ZM146 128V129H145ZM152 128V129H153ZM184 128V129H183ZM223 128H224V130H223ZM129 129V128H128ZM172 129H173V131H172ZM218 129V128H217ZM231 129V130H230ZM243 129V130H242ZM6 130H8V131H6ZM28 130H30L29 132H28ZM126 130H127V128H126ZM131 130V129H130ZM133 130V129H132ZM146 130V131H145ZM157 130H158V132H157ZM175 130H176V132H175ZM232 130H234L233 132H232ZM36 131H37V133H38V135H40V137H42L41 138V140H37V141H39L38 142V145H37V142H35L36 141V138H39L40 139V137L39 136H37V133H36ZM41 131V132H40ZM125 131V130H124ZM172 131V132H171ZM255 131V132H254ZM28 132V133H27ZM40 132V133H39ZM186 132V133H185ZM226 132V133H225ZM231 132H232V134H231ZM31 133V135L32 136H30V137H28L29 136V134ZM127 133V132H126ZM125 133V134H126ZM130 133V132H129ZM132 133V132H131ZM133 133H134V130H133ZM144 133V134H143ZM256 133H261L260 135H258V134H256ZM28 134V135H27ZM128 134V133H127ZM126 134V135H127ZM136 134V133H135ZM133 135V136H136V135ZM139 134V133H138ZM137 134V135H138ZM145 134H147V135H145ZM234 134V135H233ZM239 134H240V136H239ZM263 134V135H262ZM105 135H107V134H105ZM131 134H129V136H130ZM153 135V134H152ZM156 135V134H155ZM154 135V136H155ZM175 135H177L178 136V138L175 136ZM187 136V137H185V136ZM196 135V136H195ZM222 135V136H221ZM231 135V136H230ZM242 135V136H241ZM12 136V137H11ZM195 136V137H194ZM223 136L225 137V138H223ZM234 136V137H233ZM258 136V137H257ZM10 137V138H9ZM16 137V138H15ZM34 137H35V141H34ZM103 137V136H102ZM109 138H110V136H108ZM147 137V138H146ZM151 139H150V138ZM161 138L162 140H163V142H162V140L160 141V142H162V143H160L159 142V139H157L156 140V138ZM176 137V138H175ZM199 137V138H198ZM232 137V138H231ZM262 137V138H261ZM56 138H58V140L56 139ZM105 138H107V137H105ZM130 138V137H129ZM136 139H137V137H135ZM194 138V139H193ZM198 138V139H197ZM259 138L261 139V140H259ZM17 139V140H16ZM33 139V140H32ZM56 139V140H55ZM133 139L131 140V138H130V140L131 141H133ZM140 139H141V142H139L140 141ZM148 139V140H147ZM196 139V143H195V140ZM241 139V140H240ZM54 140H55V142H54ZM143 140H144V142H145V144H144V142H143ZM225 142H224V141ZM234 140V141H233ZM256 140H258V142L256 141ZM35 143H34V142ZM119 141V140H118ZM172 141V140H171ZM171 141H169V143L171 142ZM230 141V142H229ZM237 141V142H236ZM41 142V143H40ZM160 144H159V143ZM173 142H171V144L173 143ZM232 142V143H231ZM239 142V143H238ZM253 142V143H252ZM255 142V143H254ZM144 145H143V144ZM182 143V144H181ZM223 145H222V144ZM237 143V144H236ZM17 144V145H16ZM20 144V145H19ZM24 144V145H23ZM44 145V146H42V145ZM48 144V145H47ZM160 146H159V145ZM166 144H164V145H166ZM170 144V145H171ZM226 144V145H225ZM230 144V145H229ZM247 144H248V146H247ZM256 144H257V146H256ZM16 145V146H15ZM23 145V146H22ZM40 145V146H39ZM169 145V144H168ZM167 145V146H168ZM169 145V146H170ZM200 145V146H199ZM229 145V146H228ZM9 147V148H13V150L15 151H12L13 153H14V157H12L11 158V161L9 160L8 161V159L6 158V156H5V150H4V152H3V147ZM36 146V147H35ZM138 146L141 148H138ZM194 146H196L195 148H194ZM259 146H261V147H259ZM55 148V149H57L56 150V152H55V154H54V158H53V165L55 166V168H57L56 169V171H57V175H60V174H62V175H60L59 177L55 174V175H53V177H55V178H51V176H47V175H45L46 174V168H47V166L43 163L44 162V159H45V157H46V150L48 149L49 150V148ZM64 147V146H63ZM130 147H132V146H130ZM199 147V148H198ZM217 147V148H216ZM227 147V148H226ZM237 147V148H236ZM246 147L248 148V149H246ZM252 147V148H251ZM254 147V148H253ZM263 147V148H262ZM17 148V149H16ZM36 148V149H35ZM45 148H46V150H45ZM53 148V150H55ZM146 148V149H145ZM184 148V149H183ZM220 148V149H219ZM237 150H236V149ZM258 149L257 151H256V149ZM2 149V150H1ZM38 149V150H37ZM143 149H145L144 151H143ZM152 149V148H151ZM190 149V150H189ZM218 150V151H215V150ZM255 149V150H254ZM64 150H65V148H64ZM141 150H142V152H141ZM150 150V149H149ZM192 150H194V151H192ZM199 150V151H198ZM245 150V151H244ZM246 150H248L247 151V154H246ZM1 151H2V153H1ZM46 151V152H45ZM130 151V152H129ZM153 151H154V149H153ZM165 151V152H166ZM191 151L193 152V154L191 153ZM201 151H202V153H201ZM204 151H205V153H204ZM242 151V152H241ZM245 152V154H244V152ZM254 151V152H253ZM63 152V155L64 156H62V154H60L59 156H58V154L59 153H62ZM128 152L129 153H131V152H133V154H128ZM135 152H136V154H135ZM142 154H141V153ZM143 152H145V153H150V154H152V155H150V154H144ZM156 152H158L157 150H156ZM216 152V153H215ZM37 153V154H36ZM140 153V154H139ZM168 153V152H167ZM185 153V154H184ZM195 153H197V154H195ZM214 153V154H213ZM45 154V155H44ZM135 154V155H134ZM203 154V155H202ZM254 154V155H253ZM261 154V155H260ZM34 155V156H33ZM37 155L39 156V158L37 157ZM138 155H140V156H138ZM142 155H144V156H142ZM146 155V156H145ZM169 155H171L170 156V158H169ZM180 155H182V156H180ZM36 156V157H35ZM87 155H82V154H80V155H78V158L80 157V159H82V160H84V162L85 161H88V162H85V164H81L80 162V164L81 165H83V166H81L82 168V172L79 170V168L77 167H75V169H77L78 170V172H80L81 173V175H82V177H85V175L87 176V175H89V173L91 174H95L96 173V171H98V170H100L99 169V167L98 166H95V165H98V164H96V162H92L91 161V159H89V157H86ZM151 156V157H150ZM187 156H189V157H191L192 159H189V157L187 158ZM255 156V157H254ZM259 156V157H258ZM260 156H262L261 158H260ZM27 157V158H26ZM127 157H129V158H127ZM132 157H133V159H132ZM136 157V158H135ZM166 157V158H165ZM177 157V158H178ZM83 158H85V159H83ZM125 158H124V160H125ZM150 158V159H149ZM160 158V159H159ZM162 158H163V160H162ZM185 158H187V160H188V162H189V164H187L188 162L187 161H185L186 159ZM205 158V157H204ZM203 158V159H204ZM15 159H17L18 160V163H19V170H20V173H19V170L17 169V171L15 170V172L14 171H12V168H14L15 166H17L18 165V163H11V162H13L12 160H14L15 161ZM21 159H23V160H21ZM64 160H65V158H63ZM76 159V158H75ZM79 159V160H80ZM148 159V160H147ZM200 160V161H198L197 162V160ZM202 159V160H203ZM219 159V158H218ZM258 159V160H257ZM261 159H262V161H261ZM16 160V161H17ZM55 160H57V161H55ZM60 160H62V162H59ZM67 160V159H66ZM130 160V161H129ZM132 160V161H131ZM133 160H135V161H133ZM136 160H137V162H136ZM153 160V159H152ZM155 160H156V162H159L158 164L157 163H155L154 164V162H155ZM160 160V161H159ZM194 161V163H193V161H192V163L190 162V161ZM257 160V161H256ZM81 161V160H80ZM148 161V162H147ZM167 161V162H166ZM185 161V162H184ZM205 161V160H204ZM56 162V163H55ZM74 162V161H73ZM75 162H77V161H75ZM82 162V161H81ZM130 162H132V163H130ZM135 162V163H134ZM138 162V163H139ZM160 162H162V164H160ZM163 162H164V165H166V166H164L163 165ZM176 162H178V161H176ZM195 162H197V164L195 165ZM201 162V163H200ZM62 163V164H61ZM70 163V162H69ZM146 163V164H145ZM178 163H180V161L178 162ZM198 163H200V164H198ZM11 164H13V165H11ZM31 164V165H30ZM58 164H60V165H58ZM90 164V165H89ZM93 166H92V165ZM191 164H194V165H191ZM220 164V163H219ZM263 164V165H262ZM73 165V164H72ZM72 165H69L68 167L70 168V166H71V170L72 169H74V167L72 168ZM77 165V164H76ZM85 165H88V166H86L85 167ZM133 165V166H134ZM162 165V166H161ZM169 165V164H168ZM4 166V167H3ZM6 166H9V167H7V169H5L6 168ZM46 166V167H45ZM75 166V165H74ZM79 166V165H78ZM124 166H125V163H124ZM158 166H160L159 167V169H158ZM185 166V167H186ZM3 167V168H2ZM12 167V168H11ZM67 167V168H68ZM91 167V168H90ZM135 167V166H134ZM133 167V168H134ZM135 167V168H136ZM162 167H164V168H162ZM179 167V166H178ZM41 168H44L43 170L41 169ZM67 168H66V170H67ZM132 168V169H133ZM161 168V169H160ZM187 168V167H186ZM185 168V169H186ZM260 168V167H259ZM62 169V170H61ZM128 171H130L128 168H126ZM132 169H131V171H132ZM9 172H8V171ZM34 170V171H33ZM40 170H42V171H40ZM76 170V171H77ZM126 170V171H127ZM134 170V169H133ZM264 170V169H263ZM5 171V172H4ZM62 171H64V172H62ZM74 171V170H73ZM72 171V173H75V172H73ZM90 171V172H89ZM156 171V172H155ZM22 172H23V174H25V175H23L22 174ZM36 172V173H35ZM69 172H71L70 170H69ZM77 172V174H79V176L81 177V175H80V173H78ZM139 172V171H138ZM140 172V173H141ZM152 172V173H151ZM163 172V173H162ZM11 173V174H10ZM68 173V172H67ZM19 174H20V176H22V178L23 179H16L17 177L16 176H19ZM32 174V175H31ZM70 174V173H69ZM76 173H75V175H77ZM91 174V175H92ZM130 173H128L127 175H129ZM166 174V173H165ZM247 174V175H246ZM29 175H31V177H29V179H31V180H26V178L28 179V176ZM38 175H40V176H42V175H44V179H42V180H35L34 181V179L33 178H36ZM72 175V174H71ZM147 175H149V176H147ZM245 176L243 177L244 179V185L242 184H240V183H242V182H236L237 184H235V183H231L232 181H229V180H232V179H234L235 177L232 175L231 177H234V178H229V179H227V181H228V184H229V182H230V185L231 186H227L226 188H225V190H222L221 191V194L220 193H218L217 195H218V198L216 199V198H214V199H216V201H218V199H219V206H218V209H220V210H218L217 208V210H218V212H217V210H216V214H213L212 213V216L214 215V222L212 221V223L210 224V226H211V228H210V226L208 227V230H205V229H207V227L204 225V223H207V221L206 220H208V218L207 217H205V215H206V209H205V207H206V205H201V202H197V204H195V203H192L193 205H187V206H184V207H181L179 210H180V212H179V210H178V212H177V210L174 212V213H176V216L177 217H180V218H175V220L177 219L178 221H180V222H178L177 220H176V227H178L179 225H180V227L179 228H181V230H182V233L178 236V238H176L175 240H170L169 241V239L168 240H166V238L167 237H165V233L167 232V230H168V227H166L165 226V224L167 225V222H168V220H169V222L171 221V220H174L173 218H174V216H172V219H169L168 217L169 216H165V217H163V218H158V219H156V220H153L152 222H151V224H150V222H147V223H149L150 224V227L147 225L146 227H145V225L147 224H145V222H141V223H136L137 224V228H136V230H133V229H128V231L126 230V231H123L122 233L121 232H119L118 234H115V235H113V237H115V238H119V236L120 237H125V236H129V235H133V234H135V235H133L134 237H135V239H134V237L132 238L133 239V243L131 244H129V245H127V250H129V251H131L132 252V255H131V261H130V264H185V263H187V264H191L189 261H190V258L192 257L191 256V254L193 255V257H194V259H193V262L196 264L197 263V261L199 262V257L200 256H203L204 254H206V253H209V255H211V253H212V251H214L213 253H215L216 252V254H214L213 255V253H212V255H213V257H214V261L216 262H218L219 260L221 261H219L218 263H222L224 260H226V261H224L225 263L227 262V264H250L251 262V264H264V257H261L260 258V256H264V199H263V201H255V200H253V198L249 195V194H251V193H253V192H259V191H261L262 192V194H263V196H264V188H260L259 187V189L257 188L258 186L257 185H254L255 184V181L252 179V174L251 173H249V172H246L245 174H244ZM250 175V176H249ZM6 176V177H5ZM19 176V177H20ZM56 176H57V178H56ZM66 176H68V177H71L72 179H70V180H68L67 182H63L64 181V178L66 179V178H68V177H66ZM3 177V178H2ZM24 177H25V179H24ZM62 177V178H61ZM77 177V176H76ZM89 177V176H88ZM144 177V179L143 178H138L139 180L141 179V183L144 181V182H146V181H148L146 178ZM1 178H2V180H1ZM13 178V179H12ZM43 178V177H42ZM51 178V179H50ZM62 180H61V179ZM85 178H87V177H85ZM237 178V177H236ZM235 178V179H236ZM16 179V180H15ZM55 179H57L58 180V182H57V180H55ZM81 179V178H80ZM152 179V178H151ZM234 179V181H236ZM33 180V181H32ZM49 180V181H48ZM53 180V181H52ZM67 180V179H66ZM77 180H78V178H77ZM82 180H84V178L82 179ZM86 180V179H85ZM85 180H84V182H85ZM138 180V181H139ZM253 180V181H252ZM25 181V182H24ZM29 181H30V183H29ZM71 181V182H70ZM137 181V182H138ZM150 182L148 183V184H151V180H149ZM24 184H23V183ZM48 182V183H47ZM54 182H56V183H54ZM69 182H70V184L71 185H68L69 184ZM84 182L81 184V186H83V184H84ZM132 182V181H131ZM130 182V183H131ZM134 182V181H133ZM22 183V184H21ZM33 183V184H32ZM36 183H37V185H36ZM135 183V182H134ZM140 183V184H141ZM147 183V182H146ZM152 183H154L153 182V180H152ZM57 184H58V186H57ZM60 184H61V186H60ZM80 184V183H79ZM147 184V185H148ZM40 185H41V187H40ZM54 185H56V186H54ZM65 185H67V186H65ZM144 185H146V184H144ZM7 186V187H6ZM28 186V187H27ZM32 186V187H31ZM129 186H131V184L129 185ZM234 186V187H233ZM257 186V187H256ZM9 187H10V189H9ZM31 187V188H30ZM55 187V188H54ZM57 187V188H56ZM242 189H241V188ZM244 187V188H243ZM7 188H8V190H7ZM29 188V189H28ZM40 188H41V190H40ZM53 188H54V190H53ZM83 188V187H82ZM232 188V189H231ZM239 188V189H238ZM34 189V190H33ZM63 189V190H62ZM67 190V192H68V194H67V196L65 195H63V194H66L65 193V191ZM76 189V190H75ZM79 189V190H78ZM244 189V190H243ZM13 190V191H12ZM29 190V191H28ZM32 190V191H31ZM43 190H45V191H43ZM69 190V191H68ZM234 190V191H233ZM5 191H4V193H5ZM243 191V193L242 194H244V192H245V194L247 193L248 195H246V197L244 196V197H239L240 198V200H242V201H240L239 200V198H238V195H239V193H241ZM34 192H36V193H34ZM45 192V193H44ZM231 192V193H230ZM40 194V195H37V194ZM44 195H43V194ZM58 193V194H57ZM63 193V194H62ZM233 193V194H232ZM238 194V195H236V194ZM0 194H1V191H0ZM10 193H8V195H9ZM10 194V195H11ZM11 195L12 197H15V195ZM51 194V195H50ZM230 194V195H229ZM10 195H9V197H10ZM29 195V196H28ZM49 195V196H48ZM1 196V195H0ZM18 196V195H17ZM62 196H64V197H66V198H64V197H62ZM74 196H76V195H74ZM232 196V197H231ZM12 197H10V198H12ZM26 197L24 198V200L26 199ZM31 197L33 198V199H31ZM40 197V198H39ZM73 197V196H72ZM217 197V196H216ZM222 197H224V198H222ZM16 198V197H15ZM38 198V199H37ZM14 199V198H13ZM13 199H11V200H13ZM225 199V200H224ZM237 199V200H236ZM244 199V200H243ZM33 200V201H32ZM51 201V202H49V201ZM61 200V201H60ZM229 200V202H227ZM30 201H32V202H30ZM70 201V200H69ZM68 201V202H69ZM234 201H235V203H234ZM49 202V203H48ZM61 202H63V204L61 203ZM68 202H66V203H68ZM209 202V201H208ZM245 202V203H244ZM41 203L43 204L42 206H40L41 205ZM60 203V204H59ZM223 203V204H222ZM228 203L230 204H232L231 206L230 205H228ZM234 203V204H233ZM238 203V204H237ZM240 203V204H239ZM248 203V204H247ZM252 204V206H251V204ZM3 204V203H2ZM222 204V205H221ZM39 205V206H38ZM60 205V206H59ZM63 205V206H62ZM228 205V206H227ZM235 205V206H234ZM239 205H241V206H239ZM244 205V206H243ZM247 205V206H246ZM253 205L254 206H256V207H253ZM258 205H259V207H258ZM22 206V204H21V208L23 207ZM38 206V207H37ZM222 206V207H221ZM25 207V206H24ZM23 207V208H24ZM51 207V206H50ZM227 207V208H226ZM230 207V208H229ZM245 207V208H244ZM250 208V210H249V208ZM5 208V207H4ZM11 208V207H10ZM22 208V209H23ZM33 208H35V209H33ZM225 208V209H224ZM240 208V209H239ZM253 208V209H252ZM18 209V210H17ZM21 209V210H22ZM31 209H33L34 211H32ZM41 209H39L38 210V212H40V210ZM52 209V208H51ZM233 209V210H232ZM241 209H243V210H241ZM245 209V210H244ZM24 210H25V208H24ZM48 210V209H47ZM59 210V209H58ZM58 210H56L55 211V213H61L63 210L61 209V210H59V212H58ZM235 210V211H234ZM237 210V211H236ZM247 210V211H246ZM249 210V211H248ZM1 211H2V209H1ZM16 211V212H15ZM17 211H18V213H17ZM49 211V210H48ZM183 211V212H182ZM227 211V212H226ZM253 211V212H252ZM13 212V213H12ZM20 212V213H19ZM22 212V213H21ZM31 212V213H30ZM38 212L36 213V214H38ZM47 211H45L44 213H46ZM51 211H49V213H50ZM54 212V210L52 211V213ZM242 212V213H241ZM250 212V213H249ZM29 213V214H28ZM41 213V212H40ZM49 213H47V214H49ZM174 213H172V214H174ZM184 213V214H183ZM186 213H187V215H186ZM227 213V214H226ZM231 213V214H230ZM234 213H236V214H234ZM4 214V215H3ZM16 214V215H15ZM8 215V216H7ZM19 215V216H18ZM25 215V216H24ZM45 215V214H44ZM208 215V214H207ZM217 215V216H216ZM229 215V216H228ZM243 215V216H242ZM253 215V216H252ZM3 216V217H2ZM7 216V217H6ZM13 216V217H12ZM22 216V217H21ZM28 216V217H27ZM39 216V215H38ZM42 216V215H41ZM234 216H235V218H234ZM20 217V218H19ZM35 217H37V215L35 216ZM34 216H33V218H35ZM184 217V218H183ZM189 217V218H188ZM227 217V218H226ZM248 217V218H247ZM12 218V219H11ZM171 218V217H170ZM204 218V220H201V219H203ZM230 218V219H229ZM232 218H234V219H232ZM22 219V220H21ZM27 219V222L29 223V224H31V227H30V229H29V226L30 225H28L27 227H25V229H24V222L23 221H25ZM31 219V218H30ZM164 219V220H163ZM180 219V220H179ZM181 219H183V220H181ZM229 219V220H228ZM250 219H251V221H250ZM11 220V222H9ZM199 220V221H198ZM201 220V221H200ZM8 221V222H7ZM12 221H14V223L12 222ZM18 221H19V224H16V223H18ZM34 221H36V219L34 220ZM181 221H182V223H181ZM249 221V222H248ZM4 222V223H3ZM158 224H157V223ZM169 222H168V224H169ZM191 222H193V223H191ZM199 222V223H198ZM217 222H219V224L217 223ZM10 223V228H9V224ZM12 223V224H11ZM28 223H26V221H25V226L28 224ZM197 224H199V225H197V227H202L201 229H200V227H199V229L198 228H196V230L194 229V230H190V229H193ZM202 223V224H201ZM217 223V224H216ZM235 223L237 224V225H235ZM242 223V225H240ZM250 223V225H247V224H249ZM258 223V224H257ZM3 224V225H2ZM4 224H6L7 225V227L9 228V229H14L13 231H15V228H16V230L18 231V233H20L21 232V235L19 234H17V235H15V237L12 235V232H11V234H10V232H9V234L8 235H10L11 237L13 236L14 238H13V240L15 239L16 241H18V242H14L13 240H10L11 239V237L10 236H8V235H6V236H4V238L5 239H7V240H5L4 238H1V237H3V233L4 232H6L7 230H8V228L6 227V226H4ZM16 226H15V225ZM20 224H22V225H20ZM35 224H36V222H35ZM139 224H141V225H139ZM145 224V225H144ZM153 224H155L156 226H155V228H156V230H155V228L153 229V227H152V225ZM171 224H173L174 225V222H171ZM179 224V225H178ZM20 225V227L22 226V229L20 228V227H18ZM164 225V226H163ZM178 225V226H177ZM181 225H182V227H181ZM186 225V226H185ZM188 225V226H187ZM142 226V227H141ZM160 226H161V228H160ZM185 226V227H184ZM193 228H192V227ZM1 227H2V229H1ZM14 227V228H13ZM159 227V228H158ZM191 227V228H190ZM206 227V228H205ZM216 227V228H215ZM236 227V228H235ZM241 227V228H240ZM20 228V229H19ZM140 228V229H139ZM141 228H142V230H144V228H147V230L149 229V231L151 230V231H153V232H149V233H152V234H145V232H146V230H144V231H142L141 230ZM167 228V229H166ZM203 228H205V229H203ZM5 229H7L6 231H5ZM32 229V230H31ZM140 231H139V230ZM203 229V232L204 231H206V232H204V233H202L201 232V230ZM217 229V230H216ZM3 230V231H2ZM210 230V231H209ZM216 230V231H215ZM9 231V230H8ZM17 231H15V232H17ZM138 232V233H137ZM186 232V233H185ZM201 232V233H200ZM39 233V232H38ZM147 233V232H146ZM168 233V232H167ZM166 233V234H167ZM6 233H4V235H5ZM14 234V233H13ZM143 234H145V235H149V236H151L152 237V239L150 238L149 239V237H148V239L149 240H151L150 242H149V240L147 241V237H145V241H144V237H141ZM183 234V235H182ZM200 234H201V236H200ZM204 234V235H203ZM24 235H23V237H24ZM39 235H41L40 233H39ZM119 235V236H118ZM156 237H154V236ZM160 235V236H159ZM193 235V236H192ZM116 236H118V237H116ZM136 236H137V238H136ZM144 236V235H143ZM8 237V238H7ZM10 237V238H9ZM139 237V238H138ZM154 237V238H153ZM161 237V238H160ZM163 237V238H162ZM17 238V239H16ZM199 238V239H198ZM26 239L24 240L25 242H26ZM28 239H27V241H29ZM136 240V241H135ZM140 240V241H139ZM176 240H177V245H176ZM178 240H181V241H178ZM10 241V242H9ZM12 241H13V243H12ZM37 241H38V239H37ZM41 241V240H40ZM40 241H38V242H36V240H35V242L32 244V245H34L35 243H40ZM139 241V242H138ZM174 241H175V243H174ZM194 241H196L197 242V244H195L196 242H194ZM211 241V242H210ZM31 242V241H30ZM138 242V243H137ZM144 242L147 244H144ZM154 242H156V243H158V242H161V248L160 247H158L157 249H154V248H152V245H150V244H153ZM180 244H179V243ZM6 243V244H5ZM15 244L14 246H15V248H18V249H15L14 248V246L12 245V244ZM42 243V242H41ZM171 243V244H170ZM6 246H5V245ZM7 244H9V246L7 247ZM21 244H23L22 242H21ZM20 244V245H21ZM29 244V245H28ZM163 244V245H162ZM173 244V245H172ZM200 244V245H199ZM28 245V246H27ZM35 245H38V246H40V244H35ZM139 247H138V246ZM142 245V246H141ZM169 245H170V247H169ZM19 246V245H18ZM36 247L37 249L39 248V247ZM145 246H146V248H145ZM35 247H34V249H31V248H33L32 246H31V250H37V249H35ZM143 247V248H142ZM151 247V248H150ZM173 247V248H172ZM4 250H3V249ZM137 248H140V249H137ZM148 248V249H147ZM198 248V249H197ZM200 248V249H199ZM242 248V249H241ZM2 249V250H1ZM10 249H12V251L14 250H16L15 251V253L14 254H12V255H10V256H8L7 255V253H10ZM40 249V248H39ZM149 250V251H147V250ZM150 249H152V250H150ZM161 249V250H160ZM197 249V250H196ZM235 249V250H234ZM24 250H26V252H24ZM43 250V249H42ZM45 250V249H44ZM44 250L42 251V252H44ZM84 250H86V248L84 249ZM135 250V251H134ZM140 250V252H138ZM141 250H143V252H141ZM164 250V251H163ZM209 250V251H208ZM239 250H241V252L239 251ZM9 251V252H8ZM151 251V252H150ZM163 251V252H162ZM234 251V252H233ZM237 251V252H236ZM66 252V251H65ZM135 252H137V253H135ZM150 252V253H149ZM258 252V253H257ZM3 253H5L4 255H5V257L7 258V260L5 259V257H3ZM21 253V252H20ZM22 253V254H23ZM31 253H33V251L32 252H30V255H31ZM57 254H58V256H57V254H56V258H60L59 260H61V259H63V260H61L60 262H62V261H64V259H66L67 258V256H68V254H65V253H62V255H61V253L59 254L58 252H56ZM141 253V254H140ZM145 253V254H144ZM221 253V254H220ZM237 253H239V254H237ZM244 253V254H243ZM259 253H260V255H259ZM262 253V254H261ZM19 254V253H18ZM70 254V253H69ZM138 254V255H137ZM158 254V255H157ZM248 254L250 255L249 257H245L246 255L248 256ZM257 254V256L258 257H256L255 255ZM32 255H34V254H32ZM60 255V256H59ZM136 255V257H134ZM207 255V254H206ZM216 255H217V257H216ZM219 255V256H218ZM233 255H235V256H233ZM239 255H241V256H239ZM252 255V256H251ZM35 256V255H34ZM191 256V257H190ZM230 256V257H229ZM254 256V257H253ZM29 257V256H28ZM134 257V258H133ZM188 257V258H187ZM220 257V258H219ZM233 257V258H232ZM244 257V258H243ZM12 258V257H11ZM26 258H27V256H26ZM26 258L25 259H23V258H21V261L22 260H26ZM31 258V257H30ZM172 258V259H171ZM174 258H175V260H174ZM180 258V259H179ZM187 258V260H186V262H185V259ZM231 258V259H230ZM242 258V259H241ZM249 258H251V259H249ZM255 258L256 259H258V260H255ZM260 258V259H259ZM4 259V260H3ZM17 259V258H16ZM15 259V260H16ZM188 259H189V261H188ZM217 259H219V260H217ZM229 259V260H228ZM234 259V260H233ZM237 259H239V260H237ZM250 261H249V260ZM12 260H14V259H12ZM19 260V261H18ZM177 260V261H176ZM223 260V261H222ZM236 260V262H233V261H235ZM241 260V261H240ZM260 260L262 261V263L260 262ZM133 261H135V262H133ZM237 261H239V262H237ZM249 263H248V262ZM14 262V261H13ZM16 262H19L20 263V259H17V261ZM16 262H14L15 264H19V263H16ZM59 262V261H58ZM132 262V263H131ZM192 262V263H193ZM224 262H223V264H224ZM240 262H245V263H240ZM256 262V263H255ZM22 264H23V261L21 262ZM20 263V264H21ZM29 264V262H27V261H25L24 262V264ZM108 263V262H107Z\"/></svg>", "mask_w": 264, "mask_h": 264}]
</instances>
